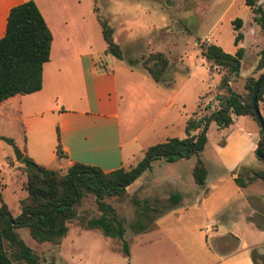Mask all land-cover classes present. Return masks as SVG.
I'll use <instances>...</instances> for the list:
<instances>
[{
	"label": "crops",
	"instance_id": "1",
	"mask_svg": "<svg viewBox=\"0 0 264 264\" xmlns=\"http://www.w3.org/2000/svg\"><path fill=\"white\" fill-rule=\"evenodd\" d=\"M25 1L29 0H0V38L9 9ZM31 1L51 34L48 62L41 70V87L35 93L15 95L0 103V116L13 124L18 121L24 128L22 141L16 146L22 156L37 165L36 150L43 140L39 126L43 123L39 120L43 117H48L45 124L54 126L55 147L49 152V161L55 163L56 170H51L60 174L76 163L96 167L103 173L124 168V161L134 158L137 141L147 147L153 145V139L174 122L179 123L181 137H184L185 120L194 112L199 97L205 92L197 87L188 89L190 73L187 70H179L182 78L172 75L163 84L152 80L149 83L147 75L133 76V65L126 63L131 57L116 60L103 55L104 44L99 51L91 48L90 29L100 34L96 17H92L93 6L90 17L85 19L77 14L78 0ZM254 1L264 10V0ZM203 2L198 6V12H201L199 8L205 7ZM230 5L231 1L225 11ZM245 8L246 16L239 19L242 39L237 46L232 43V26V50L225 49L228 48L226 41L222 46L216 38L214 43L224 53L234 54L237 48L242 50L239 72L242 69L247 73L243 77L238 73L237 80L242 85L244 78L253 73L258 52L264 49V35L253 22L250 9ZM114 35L115 32L113 40ZM205 43L212 44L207 39ZM97 61L103 62V70L96 68ZM205 66L209 70L206 62ZM217 81L216 77L215 84ZM234 83L231 84L233 91ZM242 91L241 87L239 92H234L241 94ZM262 97L257 109L264 119V89ZM188 100L193 102L192 107L189 112L182 113ZM154 122L158 125L150 129ZM136 126H140L138 133L127 137ZM217 131L223 136L213 148L217 169L209 173L210 165L203 160L204 184L193 187L190 167L192 187L182 193L175 192L179 201L172 206L175 209L172 215L178 211L181 214L190 212L199 221L158 222L149 232L150 237L138 242V257L136 260L131 257L128 264H252V250L258 255L264 254L262 193H249V188L256 183L238 188L232 174L239 166L264 167L255 157L260 139L258 127L247 116H238L227 129ZM166 135L164 133L163 137ZM166 139L170 138L161 142ZM56 145L59 146V157L55 154ZM145 149L140 147L138 151L143 155ZM4 159L8 157L4 156ZM5 165L9 167V164ZM169 181L175 186L174 180Z\"/></svg>",
	"mask_w": 264,
	"mask_h": 264
},
{
	"label": "trees",
	"instance_id": "2",
	"mask_svg": "<svg viewBox=\"0 0 264 264\" xmlns=\"http://www.w3.org/2000/svg\"><path fill=\"white\" fill-rule=\"evenodd\" d=\"M243 1L250 9L253 22L264 35V10L256 6L254 0ZM92 11L95 14L97 12L94 7ZM96 20L104 44L103 55L121 60L120 46L113 40L114 30L97 14ZM231 26L232 43L237 46L242 39L239 32L240 20L234 19ZM50 42L51 34L33 1H25L9 9L4 34L0 38V103L15 95H28L40 90L42 65L48 62ZM196 44L199 56L209 65V70H215L219 75L214 96L217 107L207 114L200 115L194 111L185 120L183 138H170L147 147L141 160L133 168H120L103 173L96 167L76 163L63 174L46 169L39 173L37 165L28 157L22 156L19 164L22 165L25 177L22 189L26 194L18 201V215L11 217L6 206L0 202V264H41L38 254L19 239L15 232L17 228H26L30 239L36 244L47 243L57 248L67 234V224L72 221H76L81 230H96L105 238L120 240L123 256L127 257V244L122 240L123 220L116 214L114 207L105 203L104 199L116 198L121 201L126 198V187L141 170L148 168L149 161L159 158L172 162L195 155L190 174L193 183L202 186L206 169L199 159V153L205 143V132L209 124L213 123L218 130L227 129L234 117L247 116L258 127L255 116L248 107L253 85L264 71V49L258 52L252 75L244 78L242 93L236 94L231 84L238 79L242 50L237 48L233 55H229L214 44ZM126 63L129 66L133 65L130 58ZM95 66L103 70L104 64L100 61L96 62ZM140 67L153 82L157 83L166 70L167 59L163 53L150 52L140 60ZM263 89L264 80L260 83L256 95L257 108L263 100ZM211 107L208 103L205 109L209 110ZM261 120L264 126V119ZM258 133L260 135L259 127ZM0 140L13 145L11 139L0 136ZM55 154L58 157L60 155L58 145ZM260 154L264 159V148ZM262 164L264 165L263 162ZM232 174L233 182L238 188H245L257 182L264 185V167L239 166ZM87 197L94 201L96 216L79 214L82 201ZM130 199L135 208H138L134 221L151 220L153 216L147 214L148 210L158 215L159 212L151 209L147 199L138 201L134 195H131ZM168 200L169 205L173 206L179 201V195L172 193ZM149 227L152 229L154 225ZM131 229L143 232L146 228L136 224ZM250 259L252 264H264V254L258 255L254 250L250 252Z\"/></svg>",
	"mask_w": 264,
	"mask_h": 264
},
{
	"label": "rangeland",
	"instance_id": "3",
	"mask_svg": "<svg viewBox=\"0 0 264 264\" xmlns=\"http://www.w3.org/2000/svg\"><path fill=\"white\" fill-rule=\"evenodd\" d=\"M167 1L171 4L169 5ZM230 1V8L225 11ZM201 2L205 7H203L204 9L199 8L201 12H198ZM92 6L96 9V14L114 30V42L119 43L122 57L125 59L131 57L133 67L135 66L131 67L133 76L136 74L146 76L139 67L143 57L150 52L163 53L167 59L168 68L159 80L162 82L159 83L163 84L172 75L182 78L183 76L179 75V70H187L190 73L188 89L197 87L205 90L204 94L199 97L194 111L200 115L207 114L217 107L214 103V96L217 86L215 81L219 75L215 70H207L205 62L200 59L196 43H205V39H207L214 44L218 38L222 42V46L224 41L227 42L228 48H223L232 50L230 21L241 20L246 16L243 0H78L77 14L88 19ZM182 9L188 11L183 13ZM96 14H92L93 19ZM164 27L168 29L164 30ZM90 30L88 40L91 48L99 51L103 46L101 35L95 29L91 28ZM115 71L118 72V69L116 68ZM246 74V71L242 69L239 72L240 77L246 76ZM146 77L148 82L151 81L148 76ZM233 87L235 92H239L242 87L241 81L237 80ZM208 103L212 107L206 110L205 107ZM192 104L193 102L188 100L184 109L180 108L181 112H189ZM47 119L48 117H43L39 120L43 123L39 125L42 130L41 140H43L41 146L36 150L37 167L51 170L55 169V163L49 161V152L55 147L54 126L45 124ZM157 125L158 123L154 122L150 129ZM139 128L140 126H136L127 137L136 135ZM179 128V123L174 122L164 133L168 134L167 138L181 139L183 137H181L182 133ZM217 130L213 123L209 124L205 132V143L199 153V159L209 163V173L217 169L215 168L216 159L213 148L223 137ZM164 133L159 134L157 139H153L155 143H160L166 138L163 137ZM23 135L24 128L20 122L17 121L13 124L0 116V136L13 140L12 146L0 140V202L6 206L11 217L18 215V201L23 199L26 194L22 189L25 182L22 165L15 161L13 155V149H18L16 146L21 143ZM137 142L134 144V158L126 159L124 161L126 166L123 169L133 168L141 160L142 152H139L138 149L140 147L145 149L148 145H144L140 141ZM4 156H7L8 159L5 160ZM195 158V155H192L186 159L181 158L183 160L172 162H167L162 158L151 160L148 163V168L141 170L131 184L126 187V198L121 201L116 198L104 199L105 203L114 207L116 214L123 220L122 240L127 244V251L129 250L127 257L123 256L120 240L105 238L96 230L81 231L76 221L67 224V234L57 248L47 243L36 244L30 239L24 227L17 228L15 232L27 247L38 254L41 264H128L131 257L134 260L138 257V242L145 241L150 237L149 232L152 229L149 226H155L158 222L199 221L198 217L190 212L181 214L178 211L176 215H172V212L175 213V209H172L168 200L172 193H182L192 187L189 180V168H192ZM6 163L9 164L8 168ZM171 179L174 180L175 186L169 181ZM193 187H196L194 183ZM249 189L251 194H256L258 191L262 193L261 210H263L264 185L257 182ZM131 195H134L138 201L147 199L151 209L159 212L158 215L148 210L147 214L153 216L150 218L151 220L134 221L138 208H135L131 203ZM79 214L82 216L97 215L96 206L91 197L83 199ZM136 224L145 227V231H132L131 227ZM144 233L145 236H141ZM130 241L133 242L128 247Z\"/></svg>",
	"mask_w": 264,
	"mask_h": 264
},
{
	"label": "water",
	"instance_id": "4",
	"mask_svg": "<svg viewBox=\"0 0 264 264\" xmlns=\"http://www.w3.org/2000/svg\"><path fill=\"white\" fill-rule=\"evenodd\" d=\"M263 80H264V71H262L260 73V75L257 77V79L253 85V88L251 91L250 104H249L248 109L253 112L255 119L257 121L258 127L260 129V139H259V143L255 149V157L264 163V159L262 158V156L260 154L261 150L264 148V126H263L261 117L258 113V109L256 107V95L258 92L259 85ZM240 102L243 104L242 100H240ZM13 155H14V159L16 162H19L20 159L22 158V153H20V151L16 148L13 149ZM37 171L39 173H43L44 169L41 167H38Z\"/></svg>",
	"mask_w": 264,
	"mask_h": 264
}]
</instances>
